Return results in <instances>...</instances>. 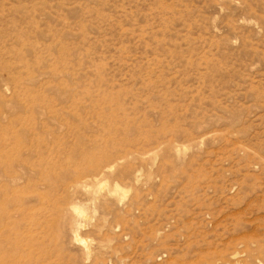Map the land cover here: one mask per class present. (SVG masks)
<instances>
[{
    "label": "rangeland",
    "instance_id": "obj_1",
    "mask_svg": "<svg viewBox=\"0 0 264 264\" xmlns=\"http://www.w3.org/2000/svg\"><path fill=\"white\" fill-rule=\"evenodd\" d=\"M0 264H264V0H0Z\"/></svg>",
    "mask_w": 264,
    "mask_h": 264
}]
</instances>
